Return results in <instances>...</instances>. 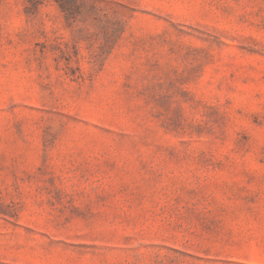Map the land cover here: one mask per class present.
<instances>
[{"label": "rangeland", "instance_id": "374dc122", "mask_svg": "<svg viewBox=\"0 0 264 264\" xmlns=\"http://www.w3.org/2000/svg\"><path fill=\"white\" fill-rule=\"evenodd\" d=\"M0 264H264V0H0Z\"/></svg>", "mask_w": 264, "mask_h": 264}]
</instances>
